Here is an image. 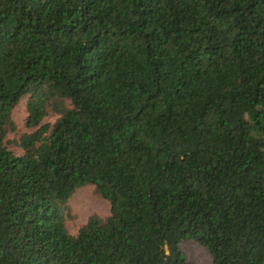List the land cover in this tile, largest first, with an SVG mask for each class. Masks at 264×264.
<instances>
[{"label": "trees", "instance_id": "1", "mask_svg": "<svg viewBox=\"0 0 264 264\" xmlns=\"http://www.w3.org/2000/svg\"><path fill=\"white\" fill-rule=\"evenodd\" d=\"M86 185L110 215L72 234ZM185 240L264 264V0H0V264H191Z\"/></svg>", "mask_w": 264, "mask_h": 264}, {"label": "rangeland", "instance_id": "2", "mask_svg": "<svg viewBox=\"0 0 264 264\" xmlns=\"http://www.w3.org/2000/svg\"><path fill=\"white\" fill-rule=\"evenodd\" d=\"M29 97H24L13 111V120L16 130L9 132L6 137L7 145L17 154H22L23 149L18 144L23 134L33 131L35 128L26 126L27 102ZM56 115H49L44 123H54ZM111 204L105 199L94 185H86L76 190L66 204L65 222L70 233L76 234L87 223L92 215L106 218L110 215ZM181 247L191 264H213L212 256L206 246L196 240H185Z\"/></svg>", "mask_w": 264, "mask_h": 264}]
</instances>
